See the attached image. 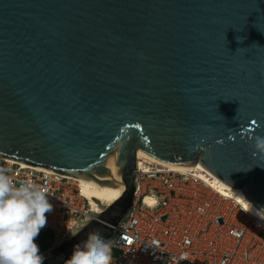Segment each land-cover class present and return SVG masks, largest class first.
Instances as JSON below:
<instances>
[{
  "label": "water",
  "instance_id": "1",
  "mask_svg": "<svg viewBox=\"0 0 264 264\" xmlns=\"http://www.w3.org/2000/svg\"><path fill=\"white\" fill-rule=\"evenodd\" d=\"M257 135L264 0H0V157L122 189L40 251L43 264H65L90 231L115 235L137 150L201 161L264 217Z\"/></svg>",
  "mask_w": 264,
  "mask_h": 264
},
{
  "label": "built area",
  "instance_id": "2",
  "mask_svg": "<svg viewBox=\"0 0 264 264\" xmlns=\"http://www.w3.org/2000/svg\"><path fill=\"white\" fill-rule=\"evenodd\" d=\"M0 171L47 194L49 248L92 211L74 176L3 157ZM135 174L130 212L111 238L114 264H264V218L222 193L207 171L136 156Z\"/></svg>",
  "mask_w": 264,
  "mask_h": 264
},
{
  "label": "clouds",
  "instance_id": "3",
  "mask_svg": "<svg viewBox=\"0 0 264 264\" xmlns=\"http://www.w3.org/2000/svg\"><path fill=\"white\" fill-rule=\"evenodd\" d=\"M251 147L255 153L264 155V136H254ZM244 205L243 210L248 211L249 204ZM52 210L53 205L41 188L27 182L14 185L0 171V264H43L44 257L35 238L46 224V213ZM90 223L91 220L77 231L66 228L75 236ZM112 251L111 239H105L99 230L90 231L74 246L65 264H114Z\"/></svg>",
  "mask_w": 264,
  "mask_h": 264
},
{
  "label": "bare ground",
  "instance_id": "4",
  "mask_svg": "<svg viewBox=\"0 0 264 264\" xmlns=\"http://www.w3.org/2000/svg\"><path fill=\"white\" fill-rule=\"evenodd\" d=\"M136 156L139 159L140 158H146L149 161L164 164L162 162H159V161L147 156L146 154H144L140 150H137ZM168 166H170L173 169H181V168H183V167L173 166V165H168ZM194 166L197 169H203V170L207 171L210 174V176L212 177V180H211L212 183L215 186H217V188L222 193H225L226 195H229L230 197H233V198H235L238 201H242L243 203L249 204V209H252L256 214L262 216L257 211V209L255 208L253 203L249 200V198L247 197V195L245 194V192L243 191L242 188L232 189V188H228V187L224 186L223 184H221L214 177V175L210 172V170L205 165H203L201 163V161H198L192 167H194ZM74 178L78 181V183H79V185L81 187V191H82L83 195L90 202L92 211H99L100 210L99 209L100 205H99L98 202L96 203L95 200H98L102 204H108V203H110L112 200H114L116 197H118L122 193V189L119 186H113V185H109V184L96 186V185L89 184V183H87V182H85L83 180H80V179H78L76 177H74Z\"/></svg>",
  "mask_w": 264,
  "mask_h": 264
},
{
  "label": "trees",
  "instance_id": "5",
  "mask_svg": "<svg viewBox=\"0 0 264 264\" xmlns=\"http://www.w3.org/2000/svg\"><path fill=\"white\" fill-rule=\"evenodd\" d=\"M51 237V231L40 229L38 236L35 238V243L39 246V251H43L49 248V240Z\"/></svg>",
  "mask_w": 264,
  "mask_h": 264
},
{
  "label": "snow or ice",
  "instance_id": "6",
  "mask_svg": "<svg viewBox=\"0 0 264 264\" xmlns=\"http://www.w3.org/2000/svg\"><path fill=\"white\" fill-rule=\"evenodd\" d=\"M238 202L242 204V207L246 206V205H244V203L242 201H238ZM129 243H131V241H129Z\"/></svg>",
  "mask_w": 264,
  "mask_h": 264
}]
</instances>
